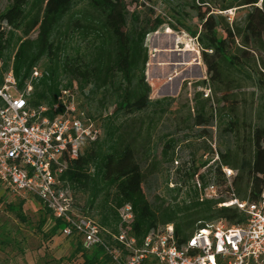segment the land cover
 Masks as SVG:
<instances>
[{
	"label": "trees",
	"instance_id": "obj_1",
	"mask_svg": "<svg viewBox=\"0 0 264 264\" xmlns=\"http://www.w3.org/2000/svg\"><path fill=\"white\" fill-rule=\"evenodd\" d=\"M79 1L85 2L86 10L74 11ZM213 1L200 0L197 3L194 0L189 5L198 20L197 29L192 30L180 22L185 16L182 9L188 4L173 11V16L195 40L207 83L212 85L215 95L221 94L219 99L225 102L219 111L228 109L223 132L230 135L236 131V105L234 100L226 104L231 102L229 93L241 90L240 82L244 81L252 82L264 91V73L245 67L255 58L258 48L264 49V0L260 3L259 0H236L234 3L216 0L219 1L218 6L211 5ZM7 2L6 9L0 13V56L9 46L16 47L11 71L17 87L23 89L37 65L43 59L47 62L41 76L33 81L29 100L32 107L47 106L49 117L60 114L62 107L56 105L62 88H75L84 94L86 100L99 94L101 106L105 107L109 101L112 105V111L103 118L99 136L94 141L84 142L79 157L69 162L68 169L61 176L71 189L75 203L77 197L83 200L81 212L108 231V234L103 233L105 237L118 233L121 226L118 211L126 205L132 211L130 234L138 243L150 232L167 224L173 225L177 244L182 246L206 223L223 220L234 226L247 222V216L235 206L218 205L232 199L247 203L259 200L264 190V125L248 133V146L239 152L226 148L224 152L215 153L217 159L209 164L213 156L209 149L210 159L199 163L192 160L180 165L176 170L179 183L165 182L168 193L179 196L185 191L180 204L175 202V197L166 202L159 195L150 202L144 191V175L135 159L136 138L127 132L126 125L117 120L136 118L146 111L154 113L156 108L164 113L172 101H151V89L145 78L148 55L144 37L164 24L161 16L148 9L150 14L142 17L144 30L139 37L132 13L124 0ZM145 2L147 4L151 0ZM201 7H204L203 11ZM235 7L247 10L241 25L229 24L218 13ZM168 28L176 29L171 24ZM32 32L36 33L33 38L30 37ZM75 37L86 41V45L70 46ZM5 68L4 65L3 72H6ZM261 70H264V62ZM3 72L0 71V84ZM62 77H67L65 83H62ZM198 84H206V81ZM222 87L224 90L221 91ZM86 113L99 121L93 114ZM213 121V115L210 113L207 118L201 107L195 115L194 126L204 128L202 132L205 134L206 128L213 126ZM167 146L171 147V141ZM167 152L163 151V155L166 156ZM205 167L207 171L201 173ZM221 167L235 172L230 183L223 176ZM209 184L217 187L219 198L201 200L200 195ZM22 206L23 201H20L8 204L7 209L24 220ZM52 219L54 223L49 237L61 233L62 228L61 221ZM44 223L45 217H42L38 221L39 228ZM71 238L75 241L73 254L81 257L82 264H113L101 248L85 250L78 235Z\"/></svg>",
	"mask_w": 264,
	"mask_h": 264
},
{
	"label": "rangeland",
	"instance_id": "obj_2",
	"mask_svg": "<svg viewBox=\"0 0 264 264\" xmlns=\"http://www.w3.org/2000/svg\"><path fill=\"white\" fill-rule=\"evenodd\" d=\"M124 1L132 13V20L139 37H142L144 30L142 17L150 14L148 9H152L154 15H159L165 20L156 32L144 37L148 55L145 78L151 89V101L161 99L172 101L164 113H160L156 108L154 113L146 111L136 118H121L117 122L126 125L127 132L136 138L135 159L144 175V191L148 200L153 202L155 196L159 195L166 202H171L175 197V202L180 204L185 191L183 190L184 192L179 196L168 193L165 182L179 183L176 175L177 168L192 160L199 163L210 159L209 149L213 152L209 164H213L217 158L215 153L224 152L226 148L239 152L242 147H247L248 133L253 128L264 125V91L255 87L252 82L244 81L240 82L241 90L229 93L231 102L226 104H231L234 100L233 103L236 105L234 109L236 131L230 135L224 133L229 112L227 107L224 111L219 110L224 107L225 102L219 99L221 94L213 93L212 85L207 83L199 49L190 42L192 38L173 16V11L182 8L183 4H188V7L182 9L185 16L180 19V22L192 30L197 29L199 23L195 18V12L189 9V5L194 0H151L147 4L145 0ZM235 1L226 0L227 3ZM195 2L199 3L200 0ZM210 3L219 5V1L216 0ZM7 5V0H0V13L6 9ZM86 8L85 2L79 1L74 11L86 10ZM201 10L203 11L204 7H201ZM246 11V9L235 7L218 13L222 14L229 24L241 25ZM169 24L176 29L168 28ZM17 35L20 36V33L17 32ZM35 35L36 33L32 32L30 37L33 38ZM72 45L84 47L86 41L75 37L70 41V46ZM15 48L9 46L0 56V71L3 72L4 65L6 67V72L2 75L11 70ZM190 52L198 55L197 62ZM256 53L255 58L245 64V67L264 73V70H261L264 49L258 48ZM46 63L43 59L36 70L41 73ZM157 63L167 65H164L163 71L159 72L156 68L159 66ZM203 80L206 84H198ZM61 81L65 83L67 77H62ZM222 90H224L223 87ZM76 97L84 111L99 118L98 126L101 131L103 118L112 111L109 99V104L104 107L101 106L99 94L86 100L84 94L76 90ZM201 107L204 108L207 118L211 113L214 119L213 126L207 127L205 134L202 132L205 131L204 128L194 126L195 115ZM170 141L171 147L167 146ZM167 150L164 156L163 151ZM207 169L205 167L201 173L206 172ZM76 200L77 209L79 212L83 211V200L78 197ZM20 201H23L24 220L17 218L7 209L8 204H16ZM42 217H45V223L39 228L38 221ZM53 223L52 217L37 200L21 195L11 197L0 186V264H82L81 257L73 254L74 238L64 237L61 233L49 237V230Z\"/></svg>",
	"mask_w": 264,
	"mask_h": 264
},
{
	"label": "built area",
	"instance_id": "obj_3",
	"mask_svg": "<svg viewBox=\"0 0 264 264\" xmlns=\"http://www.w3.org/2000/svg\"><path fill=\"white\" fill-rule=\"evenodd\" d=\"M190 42L197 48L194 39ZM40 76L34 69L24 88L19 89L10 70L0 84V186L11 197L37 200L61 221L64 237L78 235L83 249L101 248L113 264L264 263V190L255 203L232 199L218 205L235 206L247 216L244 225L231 226L223 220L206 223L182 246L177 244L172 224L150 232L138 243L130 234L129 205L118 211V233L105 237L108 231L79 212L71 189L61 180L69 162L81 154L84 142L99 136L98 120L80 108L74 89L60 90L56 106H61L62 112L54 117L47 115V106L32 107L33 81ZM221 171L230 183L235 172L227 167ZM218 198L213 184L200 195L201 200Z\"/></svg>",
	"mask_w": 264,
	"mask_h": 264
},
{
	"label": "crops",
	"instance_id": "obj_4",
	"mask_svg": "<svg viewBox=\"0 0 264 264\" xmlns=\"http://www.w3.org/2000/svg\"><path fill=\"white\" fill-rule=\"evenodd\" d=\"M166 51V50H165ZM185 52H189V51H185ZM190 53H192V55L194 56V58H195V61L197 62L198 61V59H197V56L198 55H195L193 52H190ZM157 65H159L158 67H156L157 69H158V71L160 72V71H163V68H164V65H167L166 63H157ZM156 65V66H157ZM199 66V65H198ZM163 67V68H162Z\"/></svg>",
	"mask_w": 264,
	"mask_h": 264
}]
</instances>
